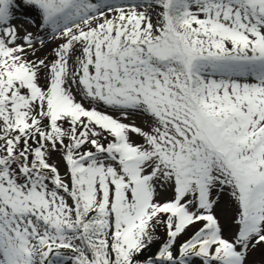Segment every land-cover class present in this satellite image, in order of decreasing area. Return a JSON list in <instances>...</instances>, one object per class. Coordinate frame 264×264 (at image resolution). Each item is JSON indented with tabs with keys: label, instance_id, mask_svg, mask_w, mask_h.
Listing matches in <instances>:
<instances>
[{
	"label": "snow or ice",
	"instance_id": "1",
	"mask_svg": "<svg viewBox=\"0 0 264 264\" xmlns=\"http://www.w3.org/2000/svg\"><path fill=\"white\" fill-rule=\"evenodd\" d=\"M0 264H264V0H0Z\"/></svg>",
	"mask_w": 264,
	"mask_h": 264
},
{
	"label": "rangeland",
	"instance_id": "2",
	"mask_svg": "<svg viewBox=\"0 0 264 264\" xmlns=\"http://www.w3.org/2000/svg\"><path fill=\"white\" fill-rule=\"evenodd\" d=\"M17 16L21 17L20 19H18L16 21L17 25H23L24 27H27L29 29V31L36 32L37 29L35 27L30 26V24L26 23L25 18L23 17V15L21 13H17ZM29 16H31V14H29ZM39 23L40 22L37 21V25H39ZM41 32L43 33V29H41ZM53 47H55V44L54 43H49V45L44 49V51L38 53V55L43 57L45 54L50 52ZM139 122H140L139 119H137V123H139ZM61 171L62 172L64 171L63 166H61ZM229 218H230L229 214H225L224 216L221 217V222L222 223H226L229 220ZM161 235H163L162 232H161ZM255 256L258 259L259 258V252H257L255 254Z\"/></svg>",
	"mask_w": 264,
	"mask_h": 264
},
{
	"label": "trees",
	"instance_id": "3",
	"mask_svg": "<svg viewBox=\"0 0 264 264\" xmlns=\"http://www.w3.org/2000/svg\"><path fill=\"white\" fill-rule=\"evenodd\" d=\"M159 246V244L157 243V244H155L154 246H153V251H155L156 250V248Z\"/></svg>",
	"mask_w": 264,
	"mask_h": 264
}]
</instances>
